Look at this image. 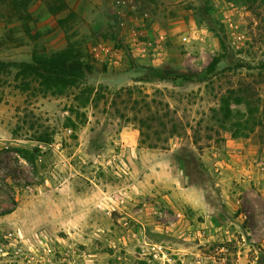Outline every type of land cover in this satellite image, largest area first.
<instances>
[{
  "label": "rangeland",
  "instance_id": "374dc122",
  "mask_svg": "<svg viewBox=\"0 0 264 264\" xmlns=\"http://www.w3.org/2000/svg\"><path fill=\"white\" fill-rule=\"evenodd\" d=\"M51 6L55 13L44 0L0 3V59L31 62L34 53L73 43L93 70L61 95L44 94L33 81L24 88L15 66L0 74V211L14 208L0 215V264H256L261 244L246 233L245 207L264 221L258 196L243 188L226 203L202 157H218L230 137L264 148V129L233 135L244 105L231 104V121L217 113L220 96L242 85L264 105V77L253 69L264 61V4L260 15L245 0ZM100 45L124 55L93 57ZM42 134L51 142L36 140ZM17 147L38 148L36 167ZM145 147L167 152L153 164L170 181L144 182L136 160ZM199 183L201 203L220 206L206 225L213 213L192 209L180 193Z\"/></svg>",
  "mask_w": 264,
  "mask_h": 264
},
{
  "label": "trees",
  "instance_id": "16d2710c",
  "mask_svg": "<svg viewBox=\"0 0 264 264\" xmlns=\"http://www.w3.org/2000/svg\"><path fill=\"white\" fill-rule=\"evenodd\" d=\"M4 0H0V3ZM15 1V0H13ZM53 0H44L52 13L56 11L51 6ZM249 5V10L253 13H261L259 9L264 4V0H245ZM15 3V2H14ZM2 42L0 40V49ZM219 57H214L208 65L207 70L213 71L219 61ZM15 66L17 72L15 78H21L24 88H29L30 84L35 82L37 89L44 94L48 92L52 95H61L68 87H79L82 84L86 73L93 70V66L88 63L85 56L77 45L68 43L64 48L50 54H33L31 62H4L0 59V74L5 73L7 68ZM257 76L264 77V61L253 68ZM243 86V85H242ZM239 86L238 88H228L219 98V108L217 113L225 121H231L235 117L231 109V104H242L245 111L239 114V118L233 122V135L235 137H248L249 134L259 132L264 129V105L253 100V95L247 87ZM94 88L83 90L84 93L92 94ZM140 135L143 134L139 129ZM36 140L44 144L51 142L49 134H42L36 137ZM149 147H157L156 144H148ZM13 151L23 160L28 162L32 167H36L38 148L29 150L24 147L14 148ZM5 180L4 178L2 179ZM1 187V183H0ZM13 207L0 211L4 215L13 211ZM225 243H217L221 248ZM256 264H264V249L258 246Z\"/></svg>",
  "mask_w": 264,
  "mask_h": 264
},
{
  "label": "crops",
  "instance_id": "0c3cea01",
  "mask_svg": "<svg viewBox=\"0 0 264 264\" xmlns=\"http://www.w3.org/2000/svg\"><path fill=\"white\" fill-rule=\"evenodd\" d=\"M132 134L137 135L135 129H132ZM222 149L223 152L220 153L218 157L210 158L209 155L204 154L202 159L204 162L203 165L211 173L213 181H215L217 186L221 187V196L223 200L229 203V194L232 191L236 190L239 193V190L241 191L245 188L249 191L251 190L253 194L258 196V199H255L258 202L256 210L259 211L260 209L264 211V148L246 144L239 138L230 137L225 140ZM141 150L142 152H137L138 158L136 161L141 167L146 168V170H144V182L150 185H160L161 183L170 181L172 178L171 176L169 180H162L163 172L161 170L156 171L155 164H153L157 159L166 158L168 155L167 152L158 154L155 152V149H149L147 147ZM164 165L161 166V169ZM152 177L156 178L155 182L151 181ZM150 185L145 186L146 192L150 191L151 188L149 187H153ZM180 193L186 195V204L192 207V209L200 210L201 207L200 213H213L212 215H207L206 218L204 217V221L201 222L203 225L210 224L212 219L216 216V212L220 206L214 203H206V205L201 203L200 200H202V198L203 200L206 199L205 186L200 183L197 185H186ZM199 201L201 206L198 204ZM246 205L245 209L247 208L248 217L250 219V229L246 233L251 236L252 240L259 241L261 247L264 249V231L258 232L256 228L257 224L264 226V221L258 219V212L255 213V209L249 207L248 203ZM211 207L212 209L210 210ZM214 210H216V212ZM261 218H264L262 214ZM207 221H209V223H207Z\"/></svg>",
  "mask_w": 264,
  "mask_h": 264
},
{
  "label": "built area",
  "instance_id": "2783aa9c",
  "mask_svg": "<svg viewBox=\"0 0 264 264\" xmlns=\"http://www.w3.org/2000/svg\"><path fill=\"white\" fill-rule=\"evenodd\" d=\"M90 52L93 57H98L100 54H102L105 55L110 61L114 60L115 62H119L124 55L120 49H115L107 45H100L98 47L94 46Z\"/></svg>",
  "mask_w": 264,
  "mask_h": 264
}]
</instances>
